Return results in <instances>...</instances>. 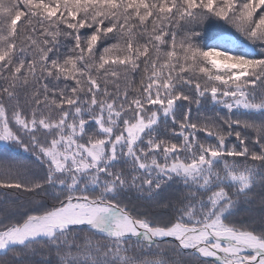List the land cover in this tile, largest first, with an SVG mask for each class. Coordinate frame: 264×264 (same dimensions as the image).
<instances>
[{"label":"snow or ice","instance_id":"1","mask_svg":"<svg viewBox=\"0 0 264 264\" xmlns=\"http://www.w3.org/2000/svg\"><path fill=\"white\" fill-rule=\"evenodd\" d=\"M0 144V264H264V0H0Z\"/></svg>","mask_w":264,"mask_h":264},{"label":"trees","instance_id":"2","mask_svg":"<svg viewBox=\"0 0 264 264\" xmlns=\"http://www.w3.org/2000/svg\"><path fill=\"white\" fill-rule=\"evenodd\" d=\"M235 32V30H232ZM217 30L215 28L209 29V35H213ZM221 35H223L221 33ZM237 35H239L237 33ZM202 114L207 117H212L215 115L212 111H203ZM196 115V113H193ZM223 115V113H221ZM240 164L251 163V161H244L242 158L239 161ZM11 166V170L8 171V167ZM41 169L39 162L31 155L29 152H24L22 149L14 148L8 149L4 145L0 144V176H14L22 180H31L34 176L41 175ZM133 194V203L138 206H142V202L136 201ZM251 197V203H242L240 210L236 213L234 219L239 221H245L249 224L259 226L262 219H264V193H261L259 186H257L253 193L249 194ZM42 199H47L43 194L29 195L25 192H5L0 189V213L5 210H14L15 208H25L30 206L31 203L39 202ZM154 211L160 212V209H154ZM164 251H167L165 249ZM168 256L175 258V254L168 252ZM41 258H47L46 253H37L34 260H40ZM3 259H8V257H3ZM185 264H197V257L188 256L184 257Z\"/></svg>","mask_w":264,"mask_h":264}]
</instances>
